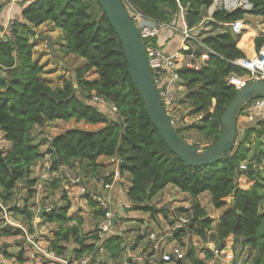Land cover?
Returning a JSON list of instances; mask_svg holds the SVG:
<instances>
[{
  "label": "trees",
  "instance_id": "1",
  "mask_svg": "<svg viewBox=\"0 0 264 264\" xmlns=\"http://www.w3.org/2000/svg\"><path fill=\"white\" fill-rule=\"evenodd\" d=\"M92 1L98 6L96 15H92L90 0H21L16 3L18 13L14 14L8 37L0 40V139L11 143L7 152L0 151L1 202L11 199L13 189L22 178H26L29 198L36 191L37 179L29 178V173L45 152H41L40 143L34 142V125L43 126L57 119L104 123L96 130L69 128L50 137L47 152L50 156L54 153L56 158L53 161L51 158L48 169L56 171L60 166H70L74 159H80L87 160L94 170L99 156L117 157L120 171L128 170L131 175L126 191L130 210L147 211L152 216L160 209L149 202L167 184L189 193L195 200L200 193L208 192L215 208L225 207L218 218L212 239L214 243L222 248L228 236L240 238L243 245L255 252L253 264H264V209L261 208L264 207V167L260 168L264 164L263 122L246 126L221 160L203 166L186 165L168 149L154 127L131 80L122 45L100 5L96 0ZM122 1L143 15L164 22L178 21L179 8H183L187 26L193 29L204 46L198 42L195 44L200 51H206L207 59L198 68L182 66L178 69L180 84L184 87V97H179L178 102L186 104L190 114L200 115L197 122L186 128L212 139L201 149L210 146L220 136L221 114L237 91L235 86L228 84L227 77L246 73L243 67L233 63L234 59L246 56L236 46L240 35L232 33L225 23L241 20L246 14L264 16V0H247L251 4L249 9H214L210 15L213 29L221 27L223 30L204 37V13L214 0ZM4 7L5 3L0 2V15ZM2 22L0 18V30L3 29ZM43 23L48 24L50 30H60L59 38L64 40L61 52L84 60L83 66L76 69L75 80L64 79L57 88L41 78L43 66L33 57L31 39L35 37L36 28ZM242 39L239 45H242ZM52 43L54 45V41ZM263 44L264 36L254 38L256 51ZM200 51L194 54L199 56ZM188 53L191 51L180 50L181 55ZM91 70L96 76L88 79L85 75ZM93 93L115 107L113 116L87 103ZM179 130L175 128L177 134ZM257 138L263 140L259 150L255 146ZM242 163L244 169L240 167ZM242 174L252 181L249 188L239 186L238 178ZM85 196L88 203L95 206L90 196ZM228 198H232V202L227 201ZM68 208L69 204H66L43 213L45 221L57 225L49 249L57 256H68L65 244L72 241L75 246L70 257L73 259L97 252L99 247L110 258L119 256L122 235L111 234L97 246L95 233L82 234V218L77 217L76 224H68L72 219L67 215ZM10 210L31 218L27 206L19 211L16 205H12ZM184 210H190L189 228L208 241L207 232L214 219L198 200ZM100 214V209H93L94 217ZM16 233L12 230L4 234ZM212 254L206 247L204 259H198L194 247H191L184 261L204 264Z\"/></svg>",
  "mask_w": 264,
  "mask_h": 264
},
{
  "label": "rangeland",
  "instance_id": "2",
  "mask_svg": "<svg viewBox=\"0 0 264 264\" xmlns=\"http://www.w3.org/2000/svg\"><path fill=\"white\" fill-rule=\"evenodd\" d=\"M243 1L244 0H242V2ZM21 3H24V2H21ZM21 3L19 4L22 5ZM222 3H224V0H214L211 6L208 9H206L204 13V17H203V24H202L204 25L203 35H202L203 37L206 34L211 33V30L214 28L213 23L211 22V19H210L211 10L221 7ZM90 6H91L92 15H96L98 13V6L92 0H90ZM237 8H242V7H237ZM249 8L250 6L247 4L244 7V9H249ZM254 16H257V15H254ZM249 19L250 21L248 20V22L243 21V19H241V21L243 22V24L245 23L246 25L247 23L250 24L249 28L251 26H255L257 29V34L264 33V16H260L257 18L249 17ZM256 21L258 22V24L256 23ZM37 32H42L44 34H47L51 37V39H53L52 41H54V47H55V52L53 54H51L48 48L45 46V42L37 37L36 35ZM215 32H219L218 29H216ZM1 33L2 31L0 32V40L7 39L8 36H5L4 34H1ZM59 36L60 34L58 32V29L50 30L49 25L46 23H43L36 28L35 37L31 39V42L33 44V51H32L33 57L35 59H38L39 63L42 64L43 66L44 73L43 75H41V78L48 81L54 88L59 87L64 81V79L68 78L74 81L76 69L82 67L83 62H84V60L78 56H75L72 54L65 55L63 52H61V43L64 44V40L63 38H59ZM195 39H196L195 41L191 40L193 42H189V45H190L189 51H191V53H188L184 57L185 60L183 61L182 66L183 65L197 66L198 64V60L200 59L199 57L203 53V50L200 51L198 45L194 43V42H198L199 39L197 38ZM252 44H253V49H254V41ZM195 51L196 52L200 51V55L196 56V54H194ZM95 76L96 75L93 72V70L89 71L85 75V77L88 79H92ZM178 85H176V87ZM180 86L181 87L179 88L177 87L176 93L179 97H184V87L182 85ZM246 106H247V103L245 104L243 110H245ZM110 115L113 116L112 113ZM179 115L181 118V120L179 121V127L178 126L174 127L176 129L177 128L180 129L178 132L179 136H181L185 140L191 141V143L196 144L200 148H203L207 144L211 143L212 141L211 138L204 137L203 135H201L199 132H196L192 128H186L189 125L193 124L194 120H193L192 115L190 114L189 108L185 104H181V107L179 108ZM186 116H187V120H185ZM57 121L58 122L56 123H55V120L47 122V124H44L43 126L36 127L35 129H33V132H32L34 141L38 144L39 143L43 144V147H44L43 149L45 151V155L42 159L37 161L41 163V169L44 170V172H49V169L47 167L50 166V160H51V156L47 152V147L49 144V137H52L69 128H82V129L87 128V127L81 126V124L83 125L85 122H82V121L77 122L74 119H70L68 121L57 119ZM243 125H244V122L242 120V117L238 116L237 118V128H238L237 136L238 137L242 134V131H243L242 129L244 128ZM263 126H264V122H263ZM42 129H45V133L43 135H42ZM182 129L186 130L185 132L187 133V137L185 135H182L184 132H182L181 134ZM85 130H88V129H85ZM1 147L2 148L4 147L3 143H1ZM251 147H252L251 150H253L254 144H252ZM72 162H74L73 165L71 163L72 170L68 172L69 174L68 177L65 176L64 174L63 183L65 185H68L69 187L74 186L73 189L70 188V191H72V194L70 193V196L73 199H75L76 203L78 202L77 199H79L78 192H79L80 187H79V183H73L70 180V177L75 179V177L79 176L86 184L89 183L91 186H93L94 192L99 191V190L105 191L104 184L107 182V178L109 180V177L111 176L110 172L108 171L97 172V168L93 170L87 160L74 159ZM261 166L262 167L260 168H263L264 164H262ZM125 171L127 172L126 175L128 178V181L125 185V188H126L128 185L130 186L131 175L128 170H125ZM38 175H40V172ZM93 178H94V181L90 182L91 179L93 180ZM24 179L26 178H22L19 181H22ZM36 179L38 181V178ZM103 180H104L103 185H101ZM97 182L99 184L98 185L99 188L97 187ZM238 182H239L240 187H249L252 184V181H250L247 178V176L243 174L239 176ZM63 193L64 191L60 193V196H62ZM182 193L189 196V198L193 202L196 201L195 197L190 195L189 193L181 191L180 189H178L172 184H167L149 202L150 204L155 205L156 208L160 209L159 212L155 216H152L151 213L147 211L130 210V201L128 200L125 194V189L123 187L122 189H118L117 196H115L117 200H115V204H112L113 215L116 218V225H115V228L113 229V232H114L113 234L115 233L120 234L119 227L122 226V223L124 222L126 223L124 225L125 230L121 231L123 238L121 239L120 254L117 258H110L105 251L99 250L98 248L97 252L90 253V254L85 253L80 258L81 260L84 259V262L81 264H189V262L186 260L184 261V259L181 262H177L175 260L172 262H167V263L162 262L160 261L161 252L158 250L155 253L153 251L148 254L151 256L149 260L147 256V257H144L141 262L140 261L137 262V260L134 258V253H138V252L141 253V251L143 250V244L147 243L146 239L142 240L144 236H141V237L136 236V233H137L136 231L137 230L139 231L140 229V227L138 228V226L143 224L144 220L142 219L152 222L150 226H145L144 229H142L144 233L147 234L148 232L152 231V232L158 233L159 235H163L165 244L177 245L181 248V250L185 254L188 249H190L191 247H194L195 256L198 257V259H204V250L206 247H208V243H206L202 238L197 236L195 232H193L189 228L190 227L189 225L187 226V229L185 230V232H183L182 235H180L181 233H178V234L174 233L176 229V225H177L176 217L180 215L179 213H186V210L184 209H188L186 206H183V205L185 204L191 205L192 203V201H189L188 200L189 198H185ZM205 193L206 194H204L203 196L199 198V202L205 208L207 214L210 217L211 216L215 217L219 214V211L216 210L218 208H215L211 204V196L209 195V193L208 192H205ZM174 195L178 199L173 198ZM83 196H85V194ZM109 196L111 197L112 203H114V201L112 200V195L109 194ZM83 203H84V207L87 208V206L89 205L88 200L87 199H85V201L83 200ZM176 205H180V206L176 207ZM117 208L121 209V214H119L120 210L118 211ZM261 208L263 209L264 207L262 206ZM173 209L175 212H173ZM6 210L8 211L7 214L10 219L9 221L12 222L11 226L14 227L13 231L15 230V232H17L16 234L18 235L10 234V236L8 235L4 237L0 236V250L1 251L3 249L6 250V252H1L2 254L0 257V264H3L2 263L3 261L5 262L4 258L10 260V262H7V264H21V261L17 257V254L19 251L18 248L23 245L27 246L28 244L27 241L30 242V244L32 245L31 241L28 239L29 235L31 236L29 237L31 239L41 238V241H43L42 243L45 244L44 240H48L47 237L48 236L50 237L51 230L48 232V234L40 235L39 233H37L36 235L32 224H30L29 226L24 225L25 230H23L21 228V226H23L21 223L24 222L23 217L21 220V217H18L17 213L15 214L13 211L10 210V207L6 208ZM218 210H222V209H218ZM9 211H11V213ZM172 212L176 213V215L173 214ZM86 220H87V223H86L87 225L86 224L84 225L85 226L84 229L90 230V231L94 230L93 233H95L98 219L95 221V218L93 217L92 214H86ZM4 222L7 223L6 219L5 221L4 219L3 220L0 219V225H2V223ZM53 228H55V226ZM46 229H48V226H46ZM138 235H141V234H138ZM179 236H183V237L181 238ZM213 237H214L213 232L211 234H207L208 240H212ZM134 238L135 240H133ZM72 245L75 246V244L73 243ZM226 245L231 246V242H228L226 240ZM163 250H164V247H163ZM233 250H234V253L240 257V259L251 260L250 252L247 249L246 250L244 249L243 244L239 238L233 243ZM11 252L13 253L11 254ZM38 253H39V256L42 257L38 262H34L32 261L30 257H28L26 259L29 261H27L26 264H65L59 259H54V258L49 259L50 257L47 258L46 255L42 253L41 255L40 252ZM128 255H131V256L125 262V258ZM80 259L72 260L71 263L79 264ZM204 264H222V262L216 258L214 259L213 257H211L210 259H205Z\"/></svg>",
  "mask_w": 264,
  "mask_h": 264
},
{
  "label": "crops",
  "instance_id": "3",
  "mask_svg": "<svg viewBox=\"0 0 264 264\" xmlns=\"http://www.w3.org/2000/svg\"><path fill=\"white\" fill-rule=\"evenodd\" d=\"M16 6H17L16 4L6 5L3 8V10L1 11V15H0V18H2L3 22L6 21V19H8V18L14 17L15 12L18 13ZM214 8H215V6H214ZM212 10H214V9H212ZM212 10H211V13H212ZM249 17H253V18L256 17L257 18V17H260V16H254V15H251V14H247L243 18V21H247V22H248V20L250 21ZM172 22H173L172 24L175 25L177 27V29H174V30H171V29H168V28L163 29L161 31V33L155 39L156 44L158 46H160L166 53H176V52H179V50H181V49L185 50L183 45H182L181 39H180L181 35H180V30L179 29L183 25L180 15H178V21H174L173 20ZM256 23L258 24L257 21H256ZM249 26H250V24L247 23V25H246V23H245L243 25V31L241 33H238L240 35L238 41L241 38H243L242 39L243 40L242 45H239L238 41L236 43V46L245 53V55H246L245 57H249V56L253 55V53L255 51L253 49V44H252L253 41H254V38L256 36H264V33H258L257 34V29H256L255 26H251L250 28H249ZM216 29H218L219 32H221L223 30L221 27L220 28H216ZM216 29L211 30V33H217V32H215ZM229 30L231 31L230 27H229ZM58 32L60 34V30L59 29H58ZM190 42H193V41H190ZM203 52H206V51L203 49ZM184 60H185L184 58H181L179 60L180 67L182 66V63H183ZM83 64H84V62H83ZM183 66H186V65H183ZM87 103L95 105L100 111L108 114L109 116H111L110 114L113 113L112 110H111V107H110V103H108V102H106L103 105L96 104V103H93L91 101H88ZM180 107H181V105H180ZM189 110H190V108H189ZM191 115L193 117L194 122H197L199 120V118H200V115H193V114H191ZM239 117H242V120L244 122V125H243L244 128L246 126H248V125L255 124L254 122H250V123L246 122L245 121V117L242 116V115L241 116L239 115ZM185 120H187V116H186ZM56 122H58V121L55 120V123ZM82 122H84V121H82ZM45 124H47V123H45ZM103 125H104V123H95V124L84 123L83 125L81 124L82 127H87V128H84V129H88V130H96L98 128H101ZM177 126L179 127V124ZM36 127H38V125H34L33 129H35ZM185 131H186L185 129H182L181 134H182V132H184L182 135H185L187 137V133ZM44 133H45V129H42V135ZM186 141L191 142L189 140H186ZM1 143H3V145H4L3 148L1 147ZM39 145H40L41 152H45L44 149H43L44 148L43 144L40 143ZM10 147H11V143L9 141L4 140L2 138L0 139V151L7 152L10 149ZM96 162L98 164V166L96 167L97 168V172L108 171L111 174V176L109 177L110 181H108V178H107V182L106 183H110L108 188L110 189V194L112 195V200L114 201L113 204H115V200H117V198L115 196H117L118 189H122V187H123L125 189V194H126V191H127L128 187H129V185H128L125 188V185H126V183L128 181V178H127V175H126L127 172L126 171H123V172L120 171V169H119V160H118L117 157H108V156H103L102 155V156H99L97 158ZM73 164H74V162H72V165ZM72 165L71 166H60L56 171H50L49 170V172H44V170L41 169V163L40 162H36L31 167V170H30V173H29V178H38V181H37L36 185L34 186L35 189H36L34 195L31 198H29L27 196L26 179H24L22 181H18L16 186H15V188L13 189V195L11 196V199L6 201V202H1V200H0V213H1L0 219H2V220L4 219V221H5V218H7L8 220H10L9 216L7 214L8 211L6 210V208H9L12 205H16L18 207L19 211H22V209H24V207L27 206L28 210L31 212V218L30 219H27L24 214H19V213L17 214L18 217H21V220H22V217L24 219L23 220L24 222L21 223L23 225V226H21V228L23 230H25L24 229V225H28L29 226L30 224H32L34 232H35L36 235H37V233H39L40 235L48 234V232L51 230L50 231V237L49 236L47 237L48 240H44L45 244L42 243L43 241H41V238L33 240L34 242L36 241L37 245H40L41 247L48 248L50 241L54 239V233L57 230V225L54 224V223H49V222L45 221L43 213L48 212L51 209H58L60 207L65 206L66 204H69V208L67 210V215L72 217V219L68 222V224H76V220H77L76 218L80 217V218H82V221H83V223L80 226L82 234L90 233V232L93 233L94 230L90 231V230L84 229L85 228L84 225L87 223L86 214H92L93 215V209L97 208L96 204H95V206L87 204L88 206H87V208H85L83 200L85 201V199H87V198L85 196H83L80 193V191L78 192L79 199H77L78 202L76 203L75 199H73L70 196V193L72 194V191H70V188L73 189L74 186L69 187L68 185H65L63 183L64 182L63 181L64 180L63 176L65 174V176L68 177V175H69L68 172H70V170H72V168H71ZM47 168H49V167H47ZM39 172H40V175H38ZM111 177H113V178H111ZM70 180L72 181L73 178L70 177ZM93 181H94V178H93V180L91 179L90 182H93ZM103 182H104V180L102 181L101 185H103ZM82 183L88 189V191H93V186H91L89 183L86 184L83 180H82ZM98 185L99 184L97 182V187H98ZM241 188H249V187H241ZM63 191H64V193L62 194V196H60V193H62ZM64 194L65 195L67 194V196L64 197L63 196ZM182 194H183V196L185 198H189V196L185 195L184 193H182ZM204 194H206V193L205 192L200 193L197 196L196 200L199 201V198L201 196H203ZM173 198L178 199L175 195L173 196ZM229 199L230 198H228V201H229ZM188 200L192 201L190 198ZM176 203H178V202H176ZM192 203H193V201H192ZM192 203H191V205H192ZM191 205L185 204L183 206H186L189 209L191 207ZM178 206H180V205H176V207H178ZM224 208L225 207L218 208V209H222V210L216 209L217 211H219V214L217 216H215V217L211 216L214 219V221L212 223L211 230H209L207 232V234H211L213 232V235H215V228H216L217 223H218V218L220 217V215H221L222 211L224 210ZM117 210L118 211L120 210L119 214H121V209L117 208ZM9 212L11 213V211H9ZM173 212H175L174 209H173ZM173 214L176 215V213H173ZM179 214L181 215L182 213H179ZM184 214H185L186 217H188V218L190 217L191 218L190 210L186 211V213H184ZM98 217H94L95 221L98 219ZM142 220H144L143 224L138 226V228L140 227V229H139V231L138 230L136 231L137 232L136 236H138V237L144 236L142 240L146 239L147 243L143 244V250L141 251V253H139V252L138 253H134V258L137 260V262H139V261L141 262L143 260V258L147 257V256H148V260H149V258H151V256L148 255V254L150 252L154 251V253H155L157 251V250H155L153 248V245H154L155 241H153V240L148 238V233L149 232L146 234L142 230V229H144L145 226H150L152 224V222L147 221L145 219H142ZM9 223H10V225H9ZM9 223L8 222L7 223L4 222V223H2V225H0V236H3V237L7 236V235L10 236V234H4V233H7V231H12L14 229V228L11 227L12 222L9 221ZM127 223H129V222H127ZM189 223L190 222H188V224ZM125 224L126 223L124 222V223H122V226L119 227L120 235H122L121 231L125 230V227H124ZM188 224L185 225V226H182V227H178V225H176V229H175L174 233H176V234L181 233L180 235H182L183 232H185V230L187 229ZM115 225H116V218H115ZM46 226H48V229H46ZM54 226H55V228H53ZM131 228H133V227H131ZM138 234H141V235H138ZM16 235H18V234H16ZM29 237H31V236L29 235ZM179 237L182 238L183 236H179ZM133 240H135V238ZM207 240H208V238H207ZM226 240L228 242H231V244H232L231 247H232V250H233V243L236 240H238V238H234L232 235H230V236H228L226 238ZM226 240H225L224 244L226 243ZM172 241H174V240H172ZM27 243H26L27 246L23 245V246L18 248V250H19L18 254H17L18 259L21 261V264H26V262L29 261V260L26 259L28 257H30L32 259V261L38 262L42 257L39 256V253L37 252V250L32 247V246H34L33 244L31 245L30 242H28V241H27ZM72 243L73 242L71 241L70 243H66L65 244L68 247V252H67L68 256L66 255L65 257H67V259H68V261L70 263H71L72 260H78V259H73L72 257H70L71 256V249L73 247ZM100 243H99L98 238H97L95 244L98 246ZM206 243H208V247L207 248H209L210 250H211L212 246L218 247L214 243L213 240H208V241H206ZM243 247H244L245 250L247 249L250 252L251 260L240 259V257L235 254L236 257L238 259H240L241 262H245V263H248V264H253V260H254V257H255V255H254L255 252L253 250H250L245 245H243ZM100 248H102V247H100ZM144 248H145V250H144ZM102 250H103V248H102ZM1 252H6V250L5 249H3L2 251L0 250V257H1V254H2ZM8 252H10V251H8ZM12 253L13 252H11V254ZM37 253H38V255H37ZM130 256L131 255H128L125 258V262L127 261V259ZM212 257L214 259L216 258L219 261H221L222 264H228L227 262H225L223 260V256L222 255H220L218 257H215L212 254ZM47 258H49V257H47ZM49 259H51V258H49ZM4 260H5V262L3 261L2 262L3 264H7V262H10L9 259L4 258Z\"/></svg>",
  "mask_w": 264,
  "mask_h": 264
},
{
  "label": "built area",
  "instance_id": "4",
  "mask_svg": "<svg viewBox=\"0 0 264 264\" xmlns=\"http://www.w3.org/2000/svg\"><path fill=\"white\" fill-rule=\"evenodd\" d=\"M20 1L21 0H0V2L5 3V6L13 5ZM246 4L251 7V4L247 0H244L243 2L242 0H234V2L233 0H224V3H222L221 7H225L228 10H232L237 7L244 8ZM126 8L133 23L136 25L140 37L142 38V41L144 43L147 63L154 84L156 86L158 96L161 100V103L164 107V110L171 125L175 127L179 124V121L181 120L179 115V108L181 104H179L178 102L179 96L176 93L177 87H181L180 79L178 76V69L180 68L179 60L181 58H184L187 54L181 55L180 50L176 53H166L160 46L156 44L155 39L163 29L168 28L174 30L177 29V27L172 24L173 22L157 21L150 17H147L128 3H126ZM179 15L183 24L182 27L179 29L181 35L180 39L185 49L184 51H189V42L191 40L195 41V38H200L193 33V29L187 26L184 19V10L182 7L179 8ZM13 23V17L6 19V21L3 22V29L0 30V32L2 31L1 34L7 36V33L11 30V26ZM225 24L229 26L231 31L235 34L241 33L244 25L241 20H235ZM198 43L204 46V44L201 43L200 40L198 41ZM199 58L200 59L198 60L197 66L193 67H200L207 59V53L203 52ZM233 63L243 67L246 70V73L244 76H238L235 74L229 75L227 77L228 84L239 88L250 79L264 80V44L260 47L259 50L254 51L253 55L249 57L236 58L233 60ZM176 85L178 86L176 87ZM90 101L101 105L106 103L103 97L98 96L95 93L92 94ZM110 107L112 112H114L115 107L112 104L110 105ZM241 111H243L241 115L245 117L246 122H264V98H256L250 100L249 102H247L245 110L242 109ZM240 167L244 169L245 164L242 163ZM72 182L79 183L80 193L83 195L87 194L88 196H90L91 200L95 202L96 207L102 211V214H100L98 217L95 231V234L97 235L98 241L100 243L102 240L106 239L110 234H113V229L115 228V217L112 211L113 203L111 201V197L109 196L110 189L108 188L110 183L104 184L105 191L99 190L94 192L88 191V189L83 185L82 180L79 176L75 177ZM5 219L6 222H9L7 218ZM176 219L178 227L185 226V224H187L191 220V218L186 217L184 213L177 216ZM148 238L155 241L153 248L161 252L160 261L167 263L172 262L174 260L178 262L185 259V253L181 250L179 246L168 245L164 243L165 241L163 235H159L158 233L151 231L148 233ZM28 239L32 242V244L34 245L33 247L37 250V252H40L50 258L59 259L65 264H72L68 261L67 257L57 256L50 249L37 245L36 241H33L35 239H31L29 237ZM231 246H227L225 243L222 248L212 246L211 250L215 257L222 255L223 260L228 264H248L245 262H241V260L236 257ZM99 250H102V248L99 247ZM83 262L84 259L79 260V264Z\"/></svg>",
  "mask_w": 264,
  "mask_h": 264
},
{
  "label": "water",
  "instance_id": "5",
  "mask_svg": "<svg viewBox=\"0 0 264 264\" xmlns=\"http://www.w3.org/2000/svg\"><path fill=\"white\" fill-rule=\"evenodd\" d=\"M96 1L122 45L131 80L145 103L150 120L168 149L189 166H203L221 160L236 140L237 117L244 105L252 99L264 98V80L250 79L237 88L233 99L221 114L220 136L210 146L201 149L181 138L171 125L147 63L144 43L128 14L125 3L122 0ZM36 35L45 42V46L53 54L55 47L51 37L42 32H37ZM262 141L260 138L255 139V146L258 150ZM50 150L53 148L51 147ZM0 158H2L1 153ZM51 158L53 161L56 155L52 153ZM229 202H232V198L229 199Z\"/></svg>",
  "mask_w": 264,
  "mask_h": 264
}]
</instances>
